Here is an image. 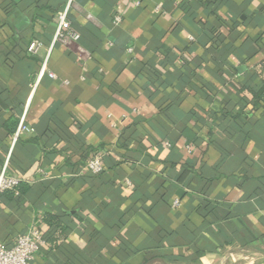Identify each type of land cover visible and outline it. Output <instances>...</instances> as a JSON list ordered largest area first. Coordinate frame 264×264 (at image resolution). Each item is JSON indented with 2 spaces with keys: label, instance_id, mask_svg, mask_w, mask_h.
I'll list each match as a JSON object with an SVG mask.
<instances>
[{
  "label": "crops",
  "instance_id": "0c3cea01",
  "mask_svg": "<svg viewBox=\"0 0 264 264\" xmlns=\"http://www.w3.org/2000/svg\"><path fill=\"white\" fill-rule=\"evenodd\" d=\"M66 2L0 0V171L10 155L21 180L0 243L39 229L33 264H264V0H73L80 38L35 86L27 49Z\"/></svg>",
  "mask_w": 264,
  "mask_h": 264
},
{
  "label": "built area",
  "instance_id": "2783aa9c",
  "mask_svg": "<svg viewBox=\"0 0 264 264\" xmlns=\"http://www.w3.org/2000/svg\"><path fill=\"white\" fill-rule=\"evenodd\" d=\"M73 0H67L64 8L56 14V25L52 41L43 49V46L38 41H32L27 49L30 56H39L40 51H44L42 58L39 60V69L36 77V85L43 76H47L50 79H55V75L49 71V60L53 48L57 42L70 39L71 41H78L79 35L76 32L71 31L70 22L68 20L69 10ZM140 3L136 1L135 7H138ZM155 13L163 14L159 7L154 9ZM120 16L116 15L113 19V24L120 23ZM129 53L131 49L127 50ZM29 132L27 126L24 123V116L20 119L19 125L11 139V151L21 134ZM166 146H169L166 143ZM186 150L190 152V147H186ZM102 153H94L86 164V171L96 176L102 173ZM10 160V155L6 158V161L0 171V196L5 191H15L21 180L17 177L10 176L6 173L7 166ZM179 201L174 200L172 206L178 207ZM45 241L43 234L37 228H32L28 232L18 236L13 245L6 247L0 243V264H33V258L39 249L44 246Z\"/></svg>",
  "mask_w": 264,
  "mask_h": 264
},
{
  "label": "trees",
  "instance_id": "16d2710c",
  "mask_svg": "<svg viewBox=\"0 0 264 264\" xmlns=\"http://www.w3.org/2000/svg\"><path fill=\"white\" fill-rule=\"evenodd\" d=\"M68 20H69V22H70V18H69V16H68ZM70 29H71V31L75 32L74 29H73V26L71 25V22H70ZM79 38H80V36H79ZM78 40H79V39H78ZM27 53H28V52H27ZM28 56H29V59H31V60H33V61H35V62H38V61L40 60V58H39L38 56H30L29 54H28ZM179 80H180L181 82H185V79H184V78H179ZM237 118H238V117H237ZM221 119H222L223 121L227 122V123H231V122H232L231 124H232L233 126H235V125H234V122H233L234 119H235V117H233V116H229V115L226 114V115H222ZM231 124H230V125H231ZM231 128H232L231 126H228L227 128H225V131H224L225 134L231 135V132H230V131L232 130ZM237 132H238V131H237ZM241 133H242V132H241ZM241 133H240V134H241ZM20 184H21V183L18 184V186L16 187L15 191H5L4 193H7V192H13V193H17V194H18V193H19V189H20V188H19ZM4 193H3V194H4ZM3 194H2V195H3ZM2 195H1V196H2ZM1 196H0V197H1ZM43 237H44V241H45V243H46V235L43 234Z\"/></svg>",
  "mask_w": 264,
  "mask_h": 264
}]
</instances>
